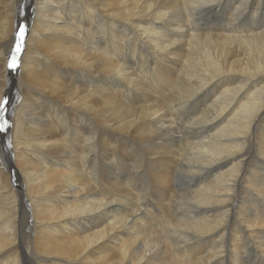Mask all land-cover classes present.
Instances as JSON below:
<instances>
[{
	"label": "bare ground",
	"instance_id": "1",
	"mask_svg": "<svg viewBox=\"0 0 264 264\" xmlns=\"http://www.w3.org/2000/svg\"><path fill=\"white\" fill-rule=\"evenodd\" d=\"M248 1L0 0V69L24 49L19 99L0 89V264H264Z\"/></svg>",
	"mask_w": 264,
	"mask_h": 264
},
{
	"label": "rangeland",
	"instance_id": "2",
	"mask_svg": "<svg viewBox=\"0 0 264 264\" xmlns=\"http://www.w3.org/2000/svg\"><path fill=\"white\" fill-rule=\"evenodd\" d=\"M120 1H123L122 3H124L126 0H120ZM128 2L129 1H131V0H127ZM249 1H252V3L251 4H254L257 8H258V10L259 11H257V13L255 14V15H257L258 17H261L262 16V14L264 13V0H249ZM248 1V2H249ZM247 7V6H246ZM15 20H16V23H17V25H18V27L20 28L21 27V24H22V20H23V18H24V14H23V7L21 6V5H16L15 6ZM247 13H244V14H242L241 16H239V17H237L238 18V20L243 24L244 22H248V24L250 23V22H252L253 21V19L250 17V16H247L246 15ZM251 14H253V13H251ZM215 15V16H214ZM202 18H204V19H199V20H197V21H199L200 23H203L204 21H206L207 23H210V22H214V23H216V22H221L222 21V19L221 18H219L215 13H213V14H211L209 17H207V16H201ZM202 20V21H201ZM213 20V21H212ZM242 20V21H241ZM256 21H258V20H256ZM23 34H22V38H21V32H20V39L22 40L23 39ZM23 44V43H22ZM23 48H21V51L17 54V58H16V62H15V65L13 66V67H9V64L11 63V61H12V56L11 55H6L5 56V58H6V66H8L7 67V69L5 70V72H3V69H0V89L1 88H3L4 87V85L5 86H9V83H11L12 85H13V87H16V88H13L12 87V92H11V94H6L5 93V98H8V100L7 101H9V102H12V104H13V102L14 101H16V100H18L19 99V97H18V95H19V89H20V85L17 83V66H18V63H19V61H20V59H21V57H22V54H23ZM11 72V73H10ZM174 76V75H173ZM157 88H161L160 86L158 87L157 86ZM160 91H161V89H159ZM152 91H154V90H152ZM151 91V92H152ZM150 92V93H151ZM164 93H166L165 94V98L164 97H162L161 99V102H166L167 101V94H168V92L167 91H165ZM7 95V96H6ZM159 95V94H158ZM17 97V98H16ZM4 98V99H5ZM4 103H5V100H4ZM163 104V103H162ZM133 105H136V106H138V104H133ZM1 107V106H0ZM2 107H4L5 108V105L4 104H2ZM194 109V108H193ZM3 117H4V114L2 115ZM2 125H3V128H2V133H0V135L2 136V138L5 140V141H7V138H8V136H9V132H7L8 131V129H9V127H8V125L7 124H4V123H2ZM6 127V128H5ZM1 132V131H0ZM122 142H124L123 140H121L120 141V143L121 144H123ZM117 143H115L114 145H116ZM124 145H122V147H123ZM133 165L135 166V162L133 163ZM132 165V166H133ZM0 166L1 167H4V165H3V163H0ZM130 168L132 169V167L131 166H128V167H124V169H123V171H126L127 172V170H130ZM4 172H7L8 174H9V171L8 170H4ZM147 178H151V177H147L146 176V179ZM148 187V193H151V192H153V190L152 189H150L149 190V188H150V186H147ZM130 190V189H129ZM31 221V218H29V222ZM155 227V226H154ZM155 229L157 230V228L155 227ZM28 230V229H27Z\"/></svg>",
	"mask_w": 264,
	"mask_h": 264
},
{
	"label": "snow or ice",
	"instance_id": "3",
	"mask_svg": "<svg viewBox=\"0 0 264 264\" xmlns=\"http://www.w3.org/2000/svg\"><path fill=\"white\" fill-rule=\"evenodd\" d=\"M22 32H23V26H21V38H22ZM22 48V44L21 43H17L12 55V61L9 64V67H13L15 65L16 62V58H17V54L21 51Z\"/></svg>",
	"mask_w": 264,
	"mask_h": 264
}]
</instances>
